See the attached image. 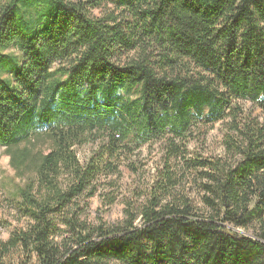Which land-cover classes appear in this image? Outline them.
Wrapping results in <instances>:
<instances>
[{
    "label": "trees",
    "instance_id": "obj_1",
    "mask_svg": "<svg viewBox=\"0 0 264 264\" xmlns=\"http://www.w3.org/2000/svg\"><path fill=\"white\" fill-rule=\"evenodd\" d=\"M245 103L264 111V0H0V148L27 222L0 264H264V121ZM219 123L224 157L190 158L193 131ZM159 142L145 200L81 222Z\"/></svg>",
    "mask_w": 264,
    "mask_h": 264
},
{
    "label": "rangeland",
    "instance_id": "obj_2",
    "mask_svg": "<svg viewBox=\"0 0 264 264\" xmlns=\"http://www.w3.org/2000/svg\"><path fill=\"white\" fill-rule=\"evenodd\" d=\"M245 110L252 111L253 117L264 121V111L252 107L245 103ZM200 130L193 131V140L189 144V157L200 155L203 158L224 157L225 150L223 138L225 127L222 123L214 127H200ZM94 146H85L77 150V156L81 164H85L96 151ZM164 146L162 142L153 143L140 149L132 158V162L138 169L132 172L129 168H122L121 175L115 176L117 183L115 187H104L101 196L86 199L80 203L79 218L87 225L97 226L101 223L108 225L118 224L124 219L126 209L125 202L132 201L137 206L145 199L140 200V195L145 194L149 188L153 187L155 181L160 179V174L165 169ZM112 179L106 182L111 183ZM21 180L17 179L15 172L10 167V158L5 155V150L0 148V241H7L17 228H22L26 221H18V217L11 209L13 205L9 200L13 198L16 189L22 186ZM186 193L193 203L198 204V197L195 190L194 181L186 183ZM104 195L115 197L116 202L112 206L106 205ZM141 224L140 220L137 222ZM65 230V228H63Z\"/></svg>",
    "mask_w": 264,
    "mask_h": 264
}]
</instances>
